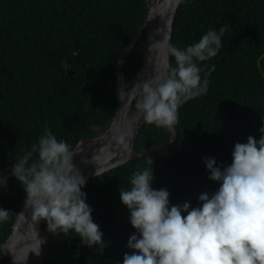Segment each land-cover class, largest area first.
Instances as JSON below:
<instances>
[{
  "label": "trees",
  "instance_id": "1",
  "mask_svg": "<svg viewBox=\"0 0 264 264\" xmlns=\"http://www.w3.org/2000/svg\"><path fill=\"white\" fill-rule=\"evenodd\" d=\"M145 7V0H0V175L7 177V188L0 189V208L10 210L0 223V243L11 233L26 198L10 174L12 165L38 146L45 129L72 149L86 128L111 120L116 107L114 70ZM221 29L217 55L198 62L201 78L209 81L208 91L178 109L175 143L87 179L82 191L104 234L103 251L83 246L74 232L48 233L51 245L42 264H122L124 254H131L126 244L135 229L119 189L131 187L133 173L150 167L152 159L153 188L167 189L171 205L190 202L197 207L201 193L219 187L208 179L203 158L228 165L235 143L260 138L264 0H182L170 45L184 49L207 31ZM144 51L141 35L125 61L126 83L141 66ZM175 66L170 55V69ZM167 136L166 128L145 123L134 147L149 148ZM42 226L46 231L44 221Z\"/></svg>",
  "mask_w": 264,
  "mask_h": 264
},
{
  "label": "clouds",
  "instance_id": "2",
  "mask_svg": "<svg viewBox=\"0 0 264 264\" xmlns=\"http://www.w3.org/2000/svg\"><path fill=\"white\" fill-rule=\"evenodd\" d=\"M222 35V29L209 30L184 49L168 45L176 66L167 76L136 85L140 95L136 108L144 122L174 130L178 109L207 93L209 81L201 78L198 62L217 55ZM259 132L258 140L249 136L245 143L234 144L228 165H218L214 157L203 158L208 179L219 187L201 193L197 207L190 202L171 205L167 189L153 188L152 159L147 162L150 167L133 173L131 187L119 189L120 202L135 229L126 244L131 254H124L122 264H264V126ZM131 135L129 128L119 137L126 149L125 137ZM75 155L45 129L38 146L17 158L10 174L22 185L24 204L33 218L44 221L48 233L74 232L83 246L102 252L107 244L82 191L87 180L73 164ZM6 188L7 177L0 175V189ZM9 213L0 208V223ZM43 243L38 238L32 253L39 256Z\"/></svg>",
  "mask_w": 264,
  "mask_h": 264
},
{
  "label": "water",
  "instance_id": "3",
  "mask_svg": "<svg viewBox=\"0 0 264 264\" xmlns=\"http://www.w3.org/2000/svg\"><path fill=\"white\" fill-rule=\"evenodd\" d=\"M182 0H145V12L133 36L126 44L115 67L116 107L111 120L104 126L86 128L81 138L71 149L76 154L73 164L87 179L94 178L128 161L161 151L174 144L177 132L168 131L167 138L149 148L134 147L139 132L146 122L135 107L138 94L137 84L147 82L153 77L167 76L170 71V44L172 27L178 7ZM141 35H145L143 61L131 82L126 83L124 65ZM121 92V99H120ZM131 128L132 135L125 137L126 149L119 137ZM96 132L86 137L87 132ZM96 173V174H95ZM43 221L37 222L31 209L24 203L16 215L11 233L0 243V261L7 259L6 264H42L51 245L48 232L43 230ZM44 240L41 253L36 256L32 251L37 247L38 238Z\"/></svg>",
  "mask_w": 264,
  "mask_h": 264
}]
</instances>
